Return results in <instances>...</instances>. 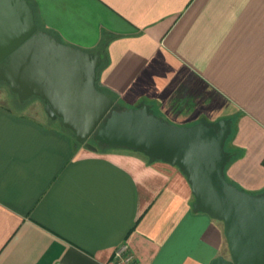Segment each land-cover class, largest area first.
Wrapping results in <instances>:
<instances>
[{
  "label": "crops",
  "instance_id": "0c3cea01",
  "mask_svg": "<svg viewBox=\"0 0 264 264\" xmlns=\"http://www.w3.org/2000/svg\"><path fill=\"white\" fill-rule=\"evenodd\" d=\"M27 1L40 30L100 52L115 103L181 127L230 121L225 179L264 191V0ZM35 109L0 103V264H117L122 244L132 264L229 259L222 222L192 210L176 167L89 151Z\"/></svg>",
  "mask_w": 264,
  "mask_h": 264
},
{
  "label": "water",
  "instance_id": "95a60500",
  "mask_svg": "<svg viewBox=\"0 0 264 264\" xmlns=\"http://www.w3.org/2000/svg\"><path fill=\"white\" fill-rule=\"evenodd\" d=\"M100 65V52L40 30L27 0H0V82L18 102L40 98L47 118L60 119L89 151L126 150L176 167L190 187L192 210L223 224L229 259L211 264H264V191L249 194L224 175L230 121L181 127L143 102L126 108L97 89Z\"/></svg>",
  "mask_w": 264,
  "mask_h": 264
},
{
  "label": "rangeland",
  "instance_id": "374dc122",
  "mask_svg": "<svg viewBox=\"0 0 264 264\" xmlns=\"http://www.w3.org/2000/svg\"><path fill=\"white\" fill-rule=\"evenodd\" d=\"M0 103L5 105V106H9L11 109H13L15 111H18V112L25 111L27 114H31V115H33V114L37 115V110L35 109L36 112H34L33 109L35 107H38V108H40V113H39L40 117L43 115L46 116V113L44 110V104L40 98L33 96V97H30L29 99H27L26 101H24L23 103H19L16 95H14L10 91V88L4 82H0ZM55 121H56V125L59 126L60 130L65 131L71 137L73 136V139L75 141L74 135L70 131L63 128L62 121L60 119H56ZM120 151L129 152L126 150H120Z\"/></svg>",
  "mask_w": 264,
  "mask_h": 264
},
{
  "label": "built area",
  "instance_id": "2783aa9c",
  "mask_svg": "<svg viewBox=\"0 0 264 264\" xmlns=\"http://www.w3.org/2000/svg\"><path fill=\"white\" fill-rule=\"evenodd\" d=\"M113 259L117 264H132V256L126 244H122L115 250Z\"/></svg>",
  "mask_w": 264,
  "mask_h": 264
},
{
  "label": "trees",
  "instance_id": "16d2710c",
  "mask_svg": "<svg viewBox=\"0 0 264 264\" xmlns=\"http://www.w3.org/2000/svg\"><path fill=\"white\" fill-rule=\"evenodd\" d=\"M98 49H99L100 51H103V50H104V47H103V46H100ZM102 65H103V63L101 62V65H100V67H99L98 70H97V77H98V72H99V70L101 69ZM96 87H97V89H98L100 92L103 93V91L98 87L97 83H96ZM153 113L156 114L155 112H153ZM226 141H227V140H226ZM75 143H76V142H75ZM225 143H226V142H225ZM76 145L79 146V144H77V143H76ZM227 182H228V181H227Z\"/></svg>",
  "mask_w": 264,
  "mask_h": 264
},
{
  "label": "flooded vegetation",
  "instance_id": "af4514ba",
  "mask_svg": "<svg viewBox=\"0 0 264 264\" xmlns=\"http://www.w3.org/2000/svg\"><path fill=\"white\" fill-rule=\"evenodd\" d=\"M91 144H93V142H90Z\"/></svg>",
  "mask_w": 264,
  "mask_h": 264
}]
</instances>
